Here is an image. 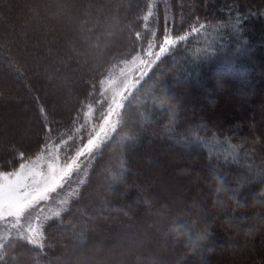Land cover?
<instances>
[{"label": "rangeland", "instance_id": "1", "mask_svg": "<svg viewBox=\"0 0 264 264\" xmlns=\"http://www.w3.org/2000/svg\"><path fill=\"white\" fill-rule=\"evenodd\" d=\"M71 2L72 0H0V8L2 9L0 10V23L4 24L0 30V45L4 40L1 37L2 34L7 35L11 40L16 38V35L18 36V42H14V45L17 44L16 48L13 47L9 50V59L14 69L19 70L21 76L23 75V82L26 85L25 94L28 95L24 97L25 94L23 93L22 98L16 96L18 88L15 87L12 76L8 80L4 75L5 78L0 80V89H5L4 99L0 101V143L2 141L4 144L8 139L7 142H10L16 133L18 140L11 142L8 148L12 150L17 145L18 150L32 151L27 155L23 154V156L20 154L24 152L18 154L15 152L12 157L18 156L19 162L17 164L14 162L13 166L10 164V170L0 171V261L5 257L9 259L0 264H16L15 261L18 260L19 255L14 256L12 254L9 256L10 252L24 250L25 253H30L37 247L45 248L48 256L57 253L52 258V262L62 261V264H191L197 257H206L216 251V253H220L222 247L227 246L228 238H230L229 242L235 241L236 243V237L250 236L249 230L253 227L252 225L249 226V222L253 221L254 217L249 215L250 218L246 219L248 220L246 222L242 218L237 222H232L229 214L227 216L225 210L227 204L222 192H228L230 187L225 186V184L224 186L219 184L220 187H216L218 183L216 178L215 187L210 186L213 174L207 166L206 159L199 152V145L194 142L195 136L193 137L191 133H187V135L184 132L181 133L179 124L176 127V123L173 124L168 121L162 122L160 127L158 126L159 129L152 130L153 124H142L147 123V121H143L140 114H137L135 121L141 125L140 131H143L149 140L147 139V145L145 144L147 147H143L141 152L137 154L135 166L130 169L134 176L133 181L131 180L132 183H119L122 175L114 176L109 173V182L104 177L101 178L98 186L88 188V192L97 189L99 197L93 206L97 217L87 215L89 219L86 220L87 222H84V219L76 220V222L71 220L69 213L73 210V205L84 198L82 195L83 186L88 182V176L91 174L96 158L100 157V154L106 155L108 151L111 153L110 150L113 149L106 146L108 141L115 136L120 144L123 140H127V143L131 142L129 145L140 143L139 139L144 135L143 132L136 138L132 136L131 139L128 133L117 135V132L122 127V122L124 123L125 103L142 79H144V89H146V86H150L152 83L151 77L157 76L159 78L168 73H176L169 84L166 83V86L162 85L160 88L167 87L164 90H170L165 103H171L170 100L176 99L182 105V109L179 110L182 113H188V117L192 119L188 123L191 128L196 127V125L200 126L198 118L195 117L198 114L199 116L208 115L212 119L211 122L216 121L224 124V126L237 116L243 119V124L257 128V124L260 122V109L262 108L258 104L241 101L242 98H246L242 93H230L229 89L221 86L218 90L215 87V89L206 87L208 82L203 81L200 72L195 69H193L194 74L187 72L185 65L186 63L193 65V59L185 58L186 60L183 59L181 64L176 62L173 67L165 68L166 71L161 64L154 74L158 64L163 60L167 62L169 59L170 48L174 46H170L169 41L173 37L179 40L187 38L193 32H200L202 34L198 41H202V43L196 46V49H200V51H196L197 55L202 56L205 51L214 55L215 50L211 51V49L204 48L212 39L208 29L199 31L200 27L195 26L196 30L180 33L179 30L173 31L174 24H166V27L154 24L152 16L156 15L157 9L164 7L166 1L163 0L162 5L161 0H149L144 10H141V13L139 12L133 19L134 21L118 23L116 32H114L113 37H119L123 31L132 29L131 38L126 35L127 44L130 45L126 44L124 52L122 50V52L118 51L114 54L110 65L103 70L96 80L84 79L82 81L81 84L84 82L86 89V93L82 95V102L77 99L76 107L67 106L68 108H66L63 106L62 108L64 115L68 110L70 111L68 119L56 118L57 114L49 111L48 108L44 110L43 106L39 104L40 102L46 103V101L44 90L41 91L40 86L36 82L34 83V79L31 78L32 75L38 79L40 76L38 74L41 73L38 71L36 76L33 75L32 68L36 69L39 65V61L33 59L37 57L39 49L38 52L42 55H46L47 52L51 53L46 46L50 41L49 39L53 38L54 33L49 34V30L52 31L53 27L48 22L59 27L61 24L67 23L68 25L74 11L70 5ZM124 2L125 0H103L102 3L108 5L107 9L101 7V11L99 9L97 12L102 13L105 22L112 20L110 23H113V20L117 18L116 11ZM88 3L90 4V2ZM12 15L14 22L12 20V25H6L7 17ZM97 15L98 13L93 17L98 19L96 22H99L100 25L102 21L99 16L96 17ZM254 15L253 12L251 16ZM32 17H35L36 20L33 21ZM17 24L19 27H16V33L12 36L7 31ZM123 24H126V27L122 26ZM101 25L104 26L103 23ZM32 26L38 31L40 26L44 28L42 33L35 38L38 39V47L36 42L32 40V37L35 36L32 33L34 31H31ZM249 26L250 24H248ZM78 29H76V35L67 27V32L69 30L71 32L67 37L62 38L69 46L74 43V39L79 38ZM110 35L112 34L110 33ZM83 36L82 33L80 36L82 40L84 39ZM237 40L244 41L238 34ZM93 43L90 45L92 46ZM23 50L26 52L21 53ZM239 50L237 47L236 51ZM25 55L29 56L27 60L23 57ZM67 56H64L63 60ZM194 59L198 60L199 58ZM203 59L206 60L207 57ZM86 60L88 59L85 55L79 61L76 59L79 66L82 67V63ZM84 68L86 71L89 69ZM172 68L174 69L169 71ZM247 74H241L242 78L240 76L246 83L250 82ZM252 74H256L253 81L258 82L260 77L262 87L256 86V88L259 90L257 93L264 98V75H259L257 72ZM63 76L65 77L67 74H63ZM190 78L195 80V82H190L194 83L198 89L195 92H191L190 87H187L188 85H182L184 81ZM67 80L71 82L69 79ZM201 80L205 85L200 83ZM59 87L65 94V98L61 99L60 104L66 106L71 100H75L74 86L70 84L66 86L65 81L61 84L60 80ZM71 89L73 94L67 97ZM164 90L161 92H165ZM32 96L35 101L32 100ZM26 98L30 103L34 101L42 123L40 135H35L31 139L32 136L28 130L34 126V123H30V116L26 114L30 110L28 109L29 105L26 104L28 103ZM7 99L11 103L4 106V101ZM84 101L87 102L86 105L82 104ZM155 104L159 105L158 102ZM160 110L158 108V113L156 112L153 118H162L164 113ZM182 113L180 115L183 117ZM210 114L214 116L211 117ZM246 119L247 121H244ZM262 124L264 125V123ZM172 129L175 130L173 133L171 132ZM258 133L264 136V128L260 129ZM185 136L192 138H190L192 144L189 147L180 145ZM152 140H155L153 144L151 143ZM22 143L27 144L22 145ZM214 143L219 144L220 141L209 143L202 141L204 146L208 144L210 148H214L212 152L214 156L219 157L220 155L223 158L237 154L236 149H228L222 147L221 144H219V148H216ZM190 149L192 151H188ZM187 152L189 154L186 155ZM148 173L151 175L150 177L147 176ZM204 175L208 177L206 180L202 178ZM240 183L242 184L241 181ZM111 185L121 186V190L118 192L121 198L126 196L128 190H135L138 195L129 201L131 204L128 203L125 206L110 204L108 203L109 196L113 194L110 192ZM218 190L220 191L217 192ZM138 206L143 209L141 222L136 221L132 215L126 214L128 209L131 214ZM80 212L84 216L82 208ZM197 213L206 214L204 217L202 216L205 218L201 220L203 221L201 223L202 229L204 227L214 229L216 223L219 225L218 231L224 236L221 237L219 249L218 246H214L212 253L210 250H206L207 248L202 252L197 248L194 249L193 246L198 239L197 234H191L190 244L187 241L183 242V240L178 244L179 237L171 236V228L174 225L171 222L173 220H179L180 224H184V222L188 224H184L180 230L181 233L186 234L190 230L187 226L194 224L193 218H196L198 223L201 222L198 220ZM56 221L64 227L60 229L61 232L55 228L51 230ZM159 222L167 224L162 229L159 227ZM74 223H76L75 227ZM76 226H80L86 233L88 232L89 237L84 238L83 235L80 237L82 233L78 231L79 228L76 229ZM192 227L194 228V226ZM77 233L79 237H76L75 240L74 237ZM205 233H209V231ZM168 245L177 249L172 251ZM238 246V251L241 252L239 258L244 257L247 252L246 248L241 245ZM219 250L220 252H218ZM232 253L230 251L229 257L220 264H236V256H231ZM40 254L42 255L43 251H40L39 256ZM33 260V263L30 264H51V260L46 263H41L36 257Z\"/></svg>", "mask_w": 264, "mask_h": 264}, {"label": "trees", "instance_id": "2", "mask_svg": "<svg viewBox=\"0 0 264 264\" xmlns=\"http://www.w3.org/2000/svg\"><path fill=\"white\" fill-rule=\"evenodd\" d=\"M148 1L149 0H125V2L122 3L120 9L116 11L117 18L113 20V23H110L112 22V20H108L107 22H105L103 19L104 17H102V13L97 12L99 9L101 11V7L107 9L108 5L102 3L103 0H72L70 5L72 6V8H74V11L71 15L70 20L68 21V25L70 23L69 26L66 23L61 24V27H59L57 25H54L52 22H48V24L52 25L53 27L52 31L49 30V34L54 33V35L52 36L53 38L49 39L50 41L46 46L47 49L51 51V53L49 54L47 52L46 55H42L38 52L40 50H38L37 48L38 39H35L39 36V34L42 33L41 31L42 29L44 30V28L40 26V30L38 31L37 28L36 30L33 29L34 25L31 27V31H34L32 33L35 34V36L32 37V40L36 42V49L38 50H35L37 51V57H34L33 60L39 61L38 67H36V69L32 68V72L33 75L38 74V71H40L41 73L38 74L40 75L38 79H35L31 75L30 70L29 72L31 78L34 79V83L36 82V84L40 86L39 88L41 91L44 90V98L46 103H39L43 106L44 110L48 108L49 111L51 110V112L57 114L56 118L58 119H68L70 111L68 110V112L64 115V111L62 110V108L63 106L66 108H74L76 107L78 101L82 102V95L86 93L84 82L83 84H81L82 81L84 79L96 80L103 72V70L110 65L112 59L114 58V54H116L118 51L122 52V50L124 52L125 47L127 45H130L127 44L126 35L131 38L130 33L132 29L123 31V33H121L119 37H113L114 32H116L115 30L118 27V23L134 21L133 19H135L139 12L141 13V10H144ZM161 1L163 5V0ZM165 1L166 3L164 7L157 9L156 15L152 16V19H154V24H158L160 26L164 25V27H166L168 24H174L173 31L176 32L177 30H179L180 33H186V31H189L190 26L191 30H196L195 26L199 25V31H205V29H208L211 33L210 36L212 39L209 40L204 48L215 51L214 55H209L207 51H205L202 56H198L196 52V46H199L202 43V41H198L201 35L199 37H191L187 45L181 47L179 50H177L175 45L172 46L170 48L168 56L169 59H167V62L163 60L161 63H159L157 69H155L156 71L154 70V74L158 71V68L161 64H163L164 70L166 71L167 69L165 68H169V66L173 67V64L176 62L181 64L183 63V59L185 58L190 60L193 59V65L189 63H186L185 65L186 69L188 70L187 72L190 74H194L193 69L200 72L203 81L206 83L208 82L206 87H208L209 89H213L215 87L218 90L219 86H221L225 89H229V91H231L230 93H242V95H245L246 98H242L241 101H248L253 104H258L262 107L260 109L261 113L259 114L260 122L257 124L258 129L254 127L251 128V126L243 124V119L237 116L234 117L233 121L230 120L227 125L225 124L226 126H224V124L222 125L216 121L211 122L212 119L208 115L199 116V114V117L195 116L198 118V124L200 125H196L198 129L196 127H193L194 129L191 128V126L189 127L188 123L191 122L192 119L188 117V113H182L179 110L182 109V105L178 102V100H170L171 103L164 102L168 98L170 90H164L167 87L164 89L160 87L162 85H165L166 83L169 84V82L174 78L176 74L168 73L159 78L157 76L154 78L151 77L153 79L152 83L150 86L147 85L146 89H144V79H142L139 84L135 86L134 92L130 94V97L125 103L124 123L122 122V127L118 129L117 135L128 133L131 139L132 136L136 138V136L143 132L140 131L141 125H139L135 121L137 118V114L141 115L143 121H147V123L145 122L142 124H153L151 126L153 128L152 130L157 128L159 129L162 122L168 121L172 122L173 124L176 123V127H178L179 124V131H181V133L184 132L185 135H187V133L193 134V137L195 136L194 142L195 144L199 145V152L201 153V156L206 159L207 166H209V169H211L210 172L213 174V178L211 180L212 183H210V186L213 188L215 187L214 184H216V178V181L218 182L216 184V187H220L219 184H223V186L225 184V186L230 187V190H228V192H222V195L225 196V201L227 204V208L225 209L227 212V216L229 214L232 222H237L240 218H242L244 222H246L248 221L246 219L250 218L249 215H252V217H254V222L251 220L249 222V226L252 225L253 228L249 230V233L251 232L250 236L236 237V243L235 241L229 242L230 238H228L227 246L222 247L221 252L220 250L218 251L220 253H216L217 251L213 252V249L214 246L217 247L219 245V243L221 242V237L223 235L220 231H218L219 225H217L216 223V228L214 229H211V227H204V229H202L203 227L201 226V223H203V221L201 220L205 219L203 217L206 214L200 215L199 213H197L198 220L201 221L199 222L200 224L196 221V218H193L192 220L194 221V224L187 226L188 228H190V230L186 234L180 232L185 222L184 224H180L179 220H173L171 222L172 224H174L171 228V236L174 237L176 235L179 237V241H177L178 244L182 240L183 242L187 241L190 244L189 238L191 234H197L198 239H196L195 241V246H193L194 249L196 250L197 248L202 252L205 248H207L206 250H210L211 253L213 252V254L206 257H197L191 264H220L225 259H227V257H229L230 251L233 252L231 256H236V264H264V136L258 133L260 129L264 128V125L262 124L264 123V98H262L261 95L257 93L259 90L258 88H256V86H259V88L262 87L260 77L258 78V82L253 81V77L256 74H252L253 72H257L259 75H264V15L258 14L264 13V0ZM88 2H90V4ZM0 10L2 9L0 8ZM229 11L233 13L238 12L244 14V19L243 21H241V28L237 29L233 27V25L236 24L237 21L235 15L226 16ZM96 12L98 13L96 17L98 18L99 16V18H101L104 26L101 25L102 23L99 25V22H96L98 19H94L93 16L97 14ZM249 12H254L255 15H247V13ZM196 17H199L200 21H209L208 26L204 27L203 24L196 21ZM12 18L13 15L8 16L6 19L7 22H5V24H8L9 26L12 25ZM32 19L33 21L36 20L35 17H32ZM223 20L224 23H221V21ZM248 24H250L249 27ZM3 26L4 24L0 23V30ZM122 26L126 27V24H123ZM16 27H19V25L17 24L13 26V28L11 27L7 32H10L12 36L15 35ZM67 27H69L70 30H72V32L76 35V29L80 27V29H78L79 38L74 39V43L70 44L71 46H69L68 43H65L64 39L62 38L64 36L67 37V35L71 32L70 30L69 32H67ZM82 33L84 34L83 40L80 38V36H82ZM110 33L112 35H110ZM237 34L238 36H241L245 42H240L239 40H237ZM1 37L4 40L3 42H1L2 45H0V80L4 79L5 76L8 80H10V77L12 76L15 80H13V83L15 84V87L18 88V94H16V96L18 95L20 98H22L23 93L25 94L26 92V85L25 82H23V75L21 76L20 71L14 69L9 59V50L13 47L16 48L17 44H14L18 42V36L16 35V38H14L13 40L8 38V36L5 34H2ZM90 42H94V45L92 44L93 47L90 45ZM257 44L259 45L256 46ZM237 47L240 49L239 51H236ZM132 51H134V49H132ZM24 52H26V50L21 51V53ZM66 55L68 56L63 60V57ZM84 55L88 60H86L82 64L83 67L89 68L87 69V71L85 70L86 68L83 69L82 66H79L78 62L76 61V59L78 61L82 59V56ZM23 57H25L26 60L29 58L28 55H25ZM204 57H207V59L204 60ZM171 58H173V60H171ZM194 58L199 59L195 60ZM173 69L174 68L169 69V71ZM7 73L9 75H6ZM63 74H67V76L64 77ZM241 74H247L250 78V82L246 83L244 80H242ZM67 79H69L71 82H68ZM60 80L61 84L65 81L66 86H68L69 84L74 86L75 90H73V92L76 91L75 100H71L68 104H66V106L60 104L61 99L65 98L63 90H61V88L59 87ZM203 81L200 83H202V85H205ZM190 82H195V80H192V78L187 79V81H184L182 85H188L187 87H190L191 92L197 91L198 89L196 88L194 83ZM31 89L29 90L32 91ZM4 90L0 89V101L4 99ZM163 90L165 92H161ZM73 92L71 89L70 92H68L67 97H70ZM25 96L28 95L25 94L24 97ZM32 100H34L33 96ZM26 101L28 102L26 104L29 105L28 109H30L26 114H29L30 116V123H34V126L28 130V133H30V135L32 136L30 137L31 139L34 138L35 135H40L42 123L40 121L38 108L34 103L35 100L30 103V101L26 98ZM156 102H158L159 105H156ZM10 103L11 102H8L7 99V101H4L3 105L5 106ZM86 103L87 102L84 101L82 104L86 105ZM50 106H52V109H50ZM158 108L159 110L161 109L160 111L164 114H162V118L156 119L153 117L156 112L158 113ZM181 113L183 117L180 115ZM210 116L212 117L214 115L210 114ZM162 119L164 121H161ZM244 121H247V119ZM174 131V129L171 130L172 133ZM14 134L15 136L11 139L10 142H7L9 140L8 139L5 142L3 140L4 144L2 143V141L0 143V171L10 170V164L11 166H13L14 162L15 164L19 162L18 156L16 158L12 157L15 152H17V154L19 152H24L20 154L22 156L23 154L27 155L28 153L32 152L30 150L25 151L24 149L18 150L19 148L17 145H15L12 150L8 148L9 144H11V142H15L14 140L17 139L16 133ZM143 134L144 135L142 136V138L139 139L140 143H134V145H129V143L131 142L127 143V140H123V142L120 144L115 136H113L111 140L108 141L106 146L110 147V149H113L110 150L111 153L108 151L106 155L100 154V157L96 158L95 165L92 167L91 174H89L88 176V182L83 186L84 188L82 190V195L84 196V198L81 201L76 202L73 205V210L69 213L70 218L73 222H76V220L79 221L80 219H84L83 221L87 222L86 220H89L87 215L97 217V214L93 209V206L95 205V202L99 197L97 194V189L93 190L92 192H88V188H90L91 186H98L99 182H101V178L103 179L105 177V180L109 182L108 174L111 173L114 176L122 175V177L120 176L119 183H132L134 176L130 169L135 166L137 162V154L141 152L143 147H147L146 142L147 139L149 140L144 132ZM190 138V136H185L183 141L180 142V145L189 147L192 144ZM217 140L220 141L219 144H221L222 147L228 149H236L237 154L223 158L219 155L220 159H217L219 157L214 156V153H212L214 148H210L208 144L207 146H204L202 144V141H207L209 143ZM154 142L155 140H152L151 143L153 144ZM27 143H22V145H25ZM214 144L216 148H219L218 143ZM188 151L192 150L190 149ZM33 153L36 152L33 151ZM187 154H189V152H187L186 155ZM100 167L101 170L99 171ZM140 173L142 174V171ZM147 176L150 177L151 175L148 173ZM202 178L206 180V178L208 177L207 175H204L202 176ZM240 181L242 182V184L240 183ZM110 188V192L113 194L109 196L110 199L108 203L117 204L120 205V207L130 203L129 201H132V198L138 195L135 190H128L126 196L121 198L118 195V192H120L121 190V186L111 185ZM219 191L220 190H218L217 192ZM81 208L84 210V216L81 215ZM142 212V207L138 206V208L136 207L134 212H132L131 214L129 213L128 209L126 214L129 216L132 215V217H134L136 221L138 220L141 222ZM119 216L122 217V215ZM240 222L242 221L240 220ZM55 223L56 224L52 226L51 230L55 228L57 231H60L61 228H64L63 226H61L60 222L56 221ZM166 224L167 223L159 222V227L163 229ZM73 225L75 227L76 223H74ZM83 225L85 224L83 223ZM192 226H194V228ZM77 228H79L78 231L82 233L80 234V237H89V233H86L82 227L76 226V229ZM207 231H209V233H205ZM76 237H79L78 233L74 237L75 240ZM238 245L246 248L247 252L245 253V255L242 254L245 258H239V254L241 252L238 251ZM168 248L172 249V251L174 249H177L169 245ZM39 250L43 251L42 255H44V257H42L41 254L39 256ZM22 251L10 252L9 254V256L12 254H14V256H17V254L19 255L18 260L15 261L16 264L33 263V259H35V257L40 260L41 263H46L47 261L51 260V264H62V261L52 262V258L55 257L57 253H54L55 255L48 256L45 248L37 247L34 248V251L30 253H25L26 251L24 250ZM251 251H253V253H251ZM4 260L8 261L9 259L5 257L0 261V263H2Z\"/></svg>", "mask_w": 264, "mask_h": 264}, {"label": "snow or ice", "instance_id": "3", "mask_svg": "<svg viewBox=\"0 0 264 264\" xmlns=\"http://www.w3.org/2000/svg\"><path fill=\"white\" fill-rule=\"evenodd\" d=\"M258 14H260V15H264V13H258ZM231 15H235V18H236V21H237V23L234 24L233 27H234V28H237V29H238V28H241V27H242V23H241V21H243V19H244V14H242V13H238V12H237V13H233V12H231V11H229V12L226 14V16H231ZM247 15L251 16L252 13L249 12V13H247ZM196 21H198V22H200L201 24H203L204 27H207L208 24H209V21H207V20L200 21V18H199V17H196ZM221 23H224V20L221 21ZM197 26H199V25H197ZM189 31L191 32V26H190V28H189ZM201 34H202V33H200V32H193L192 35L188 36L187 38L179 39V40H177L175 37H173V39H171V40L169 41V45H170V46L175 45L176 48H177V50H179L181 47L187 45V43L189 42V40H190L191 37H199ZM196 51H200V49L198 48V49H196ZM173 54H175V53H173ZM208 54L211 55V53H208Z\"/></svg>", "mask_w": 264, "mask_h": 264}]
</instances>
